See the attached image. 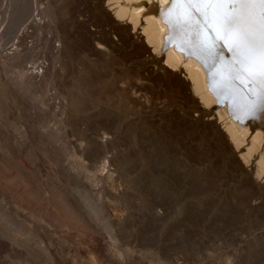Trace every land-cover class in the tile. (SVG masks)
I'll list each match as a JSON object with an SVG mask.
<instances>
[{"label":"rangeland","instance_id":"rangeland-1","mask_svg":"<svg viewBox=\"0 0 264 264\" xmlns=\"http://www.w3.org/2000/svg\"><path fill=\"white\" fill-rule=\"evenodd\" d=\"M59 1L0 0V92L5 97L18 92L31 100L29 96L37 95L32 91L49 94L83 91L89 96L88 103L91 101L88 104L90 122L101 124L121 112L122 103H126L124 99L136 102L125 91L113 88L123 74L134 77L136 68L138 100L131 103L133 107L126 104L124 108L131 109L126 111L132 113L142 103L150 108L146 107L147 114L137 113L138 126L142 128L128 131L123 140L114 141L103 152L100 150L104 156L115 155L113 172L106 176L105 183L116 196L110 198L106 194L103 198L110 199L107 213L111 219L106 220L99 207L92 209L86 205L92 224L101 228L102 233L98 235L90 225L63 220L58 207L53 208V221L35 217L24 209L21 227L27 228L30 236L36 235L42 244L32 250L35 254L32 258L22 249L11 250L5 245V250H9L0 253V264H264V215L255 211L256 201L249 198L246 203L247 190L242 180L232 176L220 145L200 140L188 131V125L180 117L183 98L170 90L172 81L153 74L150 66L144 65L148 52H141L139 42L134 44L135 54L131 52V55L127 54L129 47L125 42L118 43L119 34L111 31V22L107 19L111 12L106 0ZM94 8H104L106 14ZM31 18L33 22L37 18L45 20L49 27L33 23L25 26ZM25 27V42L32 47L20 46L19 54L7 60L2 55L4 49ZM105 36L118 44L110 46V52L101 53L94 47ZM55 44H59L54 60L55 74L49 83H31L20 71L21 65H36L42 59L51 63L48 51L55 50L52 46ZM42 52L46 55H39ZM131 63L133 66L128 67ZM2 101L5 102L0 98L1 111L15 105ZM155 105L163 106L162 111L153 110ZM134 107L136 111H132ZM19 116L24 117L21 120H40L32 108L22 110ZM55 128L56 133L37 136L38 152L43 144V149L49 146L51 151L59 152L67 145L61 126L55 124ZM81 188L74 183L68 184L66 190L83 204ZM59 192L65 193L63 188ZM2 254H8L9 258Z\"/></svg>","mask_w":264,"mask_h":264},{"label":"bare ground","instance_id":"bare-ground-1","mask_svg":"<svg viewBox=\"0 0 264 264\" xmlns=\"http://www.w3.org/2000/svg\"><path fill=\"white\" fill-rule=\"evenodd\" d=\"M48 1L46 0V2ZM106 3L111 12V15L107 14V19L111 22V31H116L119 34L118 43L125 42L129 47L127 54L130 55L135 54L134 44L137 42L142 45L141 52H148L144 65L150 66L153 74H157L165 80L170 79L172 81L170 90L175 91L179 97L183 98V101L180 102L183 114L180 117H182L183 123L188 125L187 128L190 129L188 131H191V134L200 140L220 145V150L227 159L226 164L232 170V176L235 178L237 176L238 180H242V186L247 190V197L244 196L246 203H249V198L252 199V202L256 201L255 211L259 210L263 216L264 116L246 115L250 102L256 98L254 94H258L261 89L258 74L249 75L240 70V66L236 62L238 57L229 51L225 41L214 39L215 33L205 27V17L195 8L191 9L192 17L187 24H178L173 20L169 26L161 15V10L168 5L169 0H106ZM100 4L99 2L97 6ZM94 9L98 10L99 8ZM98 11L106 14L104 8H100ZM201 11L208 10L201 9ZM255 12L258 13V10ZM35 20L37 22L34 21V23L31 18L25 23V26L32 23L44 28L48 26L45 20L39 18ZM244 22L251 25L258 59L259 15H254ZM24 29L26 27L17 33L4 49L2 55L7 60L19 54L20 46L23 48L32 47V44L25 42L27 32ZM93 35L91 38L95 36ZM105 37L104 41L100 38L102 41L99 39L95 44L94 48L100 52L110 50V46L118 44L112 42L108 36ZM95 40L97 41L96 38ZM205 43L207 47H205ZM48 44L50 43L48 42ZM52 46L55 47V50L48 51L51 63L42 59L36 65H21L20 71L31 83H47L55 74L57 66L54 60L57 57L59 44ZM39 55L45 56L46 54L42 52ZM130 55L128 56L130 57ZM130 66H133L132 63L128 65V67ZM136 70L135 68L134 77L131 75L126 77L128 74H123L116 80L113 88H117V91H125L128 94L123 93L137 102L139 75ZM117 82L119 83L117 84ZM0 84H2L1 81ZM82 92L67 91L66 94H62V92L53 91L49 94L48 91H32L37 95L29 96L31 100L19 95L18 92L11 93L6 97L2 91L0 92L1 100L5 101H2L3 103L15 104L10 108L0 110V253L9 250V248L5 250V245H7L11 250H24L32 258L35 255L32 250L41 246L39 244L42 243L38 242L39 240L35 238L36 235L30 236L29 231H26L27 228L21 227L20 221L23 218L22 210L24 209L30 211L35 217L38 215V218L40 216L44 220L53 221L55 219L53 208L58 207L63 220L78 221L83 225L87 224L88 227L90 225L98 235L102 233V230L92 224V219L89 217L90 210L86 204L88 203L92 209L99 207L104 212L105 219H111L107 213L110 199L106 201L103 198L106 194L111 195L110 198L116 196L114 191H109L106 187L108 184L105 183L106 176L113 172L112 166L115 159L113 156L115 155L104 156L100 150L102 151L114 141L121 138L123 140L128 131L135 130L136 127L138 129V111L147 114L150 107L142 103L136 113L133 111L136 107L132 109L133 113L127 112L126 110H131L129 108L133 107L131 106L133 101L130 103L131 100L127 99L130 104L128 105L124 99L126 103H122L121 112L113 119L101 122V124L91 123L89 118L91 110L88 108L91 101L88 103L89 96L86 92ZM162 104L165 103L162 102ZM125 105L129 106L126 110ZM162 107L159 105L153 110L161 112ZM28 108L36 110L40 115V120L34 118L21 120L22 116L20 117L19 113ZM55 124L61 126L64 131L67 145H64L59 152L58 150L51 151L49 146L43 149L44 144H41L43 151L38 152L37 136L56 133ZM144 126L147 127L145 124ZM143 129L141 130L143 131ZM183 134L185 133L183 132ZM198 138L195 139L198 140ZM87 145H91V148ZM74 183L82 186L79 193L85 200V202L83 201L84 205L81 200L77 202L76 199H73L74 197H71L66 190L68 184ZM60 188H63L65 193H60ZM90 201L92 203H89ZM261 210L263 211L261 212ZM96 242L98 243L99 240ZM38 249L40 250V248ZM3 257L9 258L8 254H4Z\"/></svg>","mask_w":264,"mask_h":264},{"label":"snow or ice","instance_id":"snow-or-ice-1","mask_svg":"<svg viewBox=\"0 0 264 264\" xmlns=\"http://www.w3.org/2000/svg\"><path fill=\"white\" fill-rule=\"evenodd\" d=\"M193 8L205 17V27L215 33L214 39L225 41L229 51L238 57L240 70L249 75L258 74L261 89L254 94L256 98L250 102L246 115L264 116V0H169L161 15L169 26L173 20L187 24ZM257 14L260 21L258 59L251 25L244 22Z\"/></svg>","mask_w":264,"mask_h":264}]
</instances>
